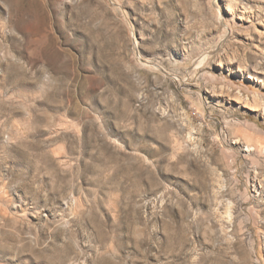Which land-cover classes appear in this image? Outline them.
I'll use <instances>...</instances> for the list:
<instances>
[{"label":"rangeland","instance_id":"374dc122","mask_svg":"<svg viewBox=\"0 0 264 264\" xmlns=\"http://www.w3.org/2000/svg\"><path fill=\"white\" fill-rule=\"evenodd\" d=\"M0 264H264V0H0Z\"/></svg>","mask_w":264,"mask_h":264}]
</instances>
